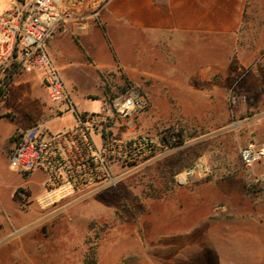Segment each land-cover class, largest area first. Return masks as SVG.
<instances>
[{
    "label": "rangeland",
    "instance_id": "374dc122",
    "mask_svg": "<svg viewBox=\"0 0 264 264\" xmlns=\"http://www.w3.org/2000/svg\"><path fill=\"white\" fill-rule=\"evenodd\" d=\"M10 4L11 0H0V13ZM260 67L232 70L227 85L221 84L226 71L218 70L217 87L209 97L158 95L159 87L133 85L122 73L119 84L102 87L103 100L91 95L95 87L83 72L82 79L72 76L70 80L56 67L78 113H99L104 101L108 103L133 86L149 106L129 121H115V133L123 139L152 136L160 144L159 152L136 169L121 170L114 188L44 207L37 200L43 191V175L24 176L11 170V150L6 154V149L14 140H0V264H99L106 242L120 244L117 253L139 239L168 241L172 237L167 229L180 228L221 235L217 254L213 243L194 248L193 254L204 260L210 255L223 259L230 255L223 247L236 253L247 237L249 247L261 249L258 254L264 263V178L261 171L246 169L239 160L241 147L250 141L264 142V95L257 94L263 89L258 85L264 79ZM29 76L34 80L18 83L4 102L15 115L8 121L15 133L39 123L53 132L71 124V113L42 114L40 109L55 113L57 108L41 82L43 71L24 73L14 83ZM77 80L81 84L74 89L72 83ZM26 95L38 97L34 107ZM197 166L199 170L189 175ZM182 217L184 222L178 220ZM177 252L184 253V249L172 250Z\"/></svg>",
    "mask_w": 264,
    "mask_h": 264
},
{
    "label": "crops",
    "instance_id": "0c3cea01",
    "mask_svg": "<svg viewBox=\"0 0 264 264\" xmlns=\"http://www.w3.org/2000/svg\"><path fill=\"white\" fill-rule=\"evenodd\" d=\"M46 48L66 79L81 78L83 72L95 87L91 95L102 100V87L119 84L122 73L133 85L159 87L158 95L188 93L209 97L216 90L218 70L226 71L221 83L224 85L232 78V70L250 69L257 64L264 70V0H83L75 15L57 28ZM33 80L29 76L12 84L0 100V140L10 143L16 134L8 122L15 115L4 107L5 100L18 83ZM80 84L77 80L72 88L77 89ZM258 85L263 89L257 94L264 95V79ZM25 98L33 107L38 102L34 95ZM40 110L45 117L55 114L51 109ZM74 124L73 115V122L63 129ZM13 147L14 142L6 154ZM44 181L43 175L42 188ZM43 193L44 189L37 200ZM178 220L184 222L186 218ZM167 232L177 241L170 238L149 243L148 239H139L117 253L115 249L120 244L106 242L99 264H264L258 254L261 249L249 247L247 237L236 253L229 246L223 247L230 253L228 257L210 255L204 260L193 254L194 248L213 243L212 250L217 254L221 235H202L198 228ZM181 248L184 253H172Z\"/></svg>",
    "mask_w": 264,
    "mask_h": 264
},
{
    "label": "built area",
    "instance_id": "2783aa9c",
    "mask_svg": "<svg viewBox=\"0 0 264 264\" xmlns=\"http://www.w3.org/2000/svg\"><path fill=\"white\" fill-rule=\"evenodd\" d=\"M82 3L83 0H11L9 9L0 13V100L19 76L43 71L42 84L49 100L57 105L55 114L75 116L72 127L58 132L39 123L14 135L10 169L24 176L43 173L44 193L38 202L44 207L75 195L116 187L121 170L148 163L160 147L157 139L149 135L123 139L115 133V121H129L149 106L148 99L133 86L105 103L96 114L78 113L72 103L46 45ZM239 160L244 168L261 171L264 178V142L250 141L241 147ZM198 170V166L194 167L189 175Z\"/></svg>",
    "mask_w": 264,
    "mask_h": 264
},
{
    "label": "trees",
    "instance_id": "16d2710c",
    "mask_svg": "<svg viewBox=\"0 0 264 264\" xmlns=\"http://www.w3.org/2000/svg\"><path fill=\"white\" fill-rule=\"evenodd\" d=\"M0 94H1V90H0ZM166 141L169 142V138L166 137Z\"/></svg>",
    "mask_w": 264,
    "mask_h": 264
}]
</instances>
